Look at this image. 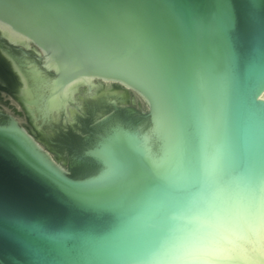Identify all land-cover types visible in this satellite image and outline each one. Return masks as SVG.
<instances>
[{"label": "water", "instance_id": "1", "mask_svg": "<svg viewBox=\"0 0 264 264\" xmlns=\"http://www.w3.org/2000/svg\"><path fill=\"white\" fill-rule=\"evenodd\" d=\"M0 88V264H264V0H0Z\"/></svg>", "mask_w": 264, "mask_h": 264}, {"label": "rangeland", "instance_id": "2", "mask_svg": "<svg viewBox=\"0 0 264 264\" xmlns=\"http://www.w3.org/2000/svg\"><path fill=\"white\" fill-rule=\"evenodd\" d=\"M0 108H2L5 112L13 114L17 117V121L23 125H28V120L23 113L24 111L20 107L18 101L12 98V96L5 90L0 88ZM29 129V128H27ZM41 143H44L43 146L56 158V160L62 164V166L68 170V165L66 161V157H60V152H54L53 146L47 141L46 135L42 134Z\"/></svg>", "mask_w": 264, "mask_h": 264}, {"label": "bare ground", "instance_id": "3", "mask_svg": "<svg viewBox=\"0 0 264 264\" xmlns=\"http://www.w3.org/2000/svg\"><path fill=\"white\" fill-rule=\"evenodd\" d=\"M13 86V90H14V94H15V96H16V98H18V97H20L19 96V93H18V91H17V88H16V86L13 84L12 85ZM17 101V100H16ZM19 103V102H18ZM20 104V107L22 108V110L24 111L23 113H25V115H26V117H27V120H28V124L30 125V127H29V129H25L24 127V132L25 133H30V139H36L37 140V144L39 145V146H41L42 148H44L45 150H46V152H47V156H53L44 146H43V144L44 143H41L40 141L42 140V134L41 133H37V132H34V130H33V128H32V125H31V123H30V120H29V118H28V115H27V113H26V110H25V108H24V106H23V103L21 104V103H19ZM54 157V156H53ZM54 161L62 168V169H65L63 166H62V164H60L57 160H56V158L54 157Z\"/></svg>", "mask_w": 264, "mask_h": 264}, {"label": "flooded vegetation", "instance_id": "4", "mask_svg": "<svg viewBox=\"0 0 264 264\" xmlns=\"http://www.w3.org/2000/svg\"><path fill=\"white\" fill-rule=\"evenodd\" d=\"M11 84L13 85L12 79H11Z\"/></svg>", "mask_w": 264, "mask_h": 264}]
</instances>
